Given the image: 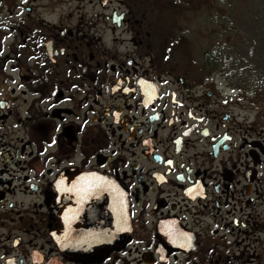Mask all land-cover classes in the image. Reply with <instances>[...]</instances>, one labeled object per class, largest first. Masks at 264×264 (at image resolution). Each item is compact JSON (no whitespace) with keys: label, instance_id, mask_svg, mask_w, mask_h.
<instances>
[{"label":"flooded vegetation","instance_id":"af4514ba","mask_svg":"<svg viewBox=\"0 0 264 264\" xmlns=\"http://www.w3.org/2000/svg\"><path fill=\"white\" fill-rule=\"evenodd\" d=\"M188 25L0 0V264H264V80Z\"/></svg>","mask_w":264,"mask_h":264},{"label":"rangeland","instance_id":"374dc122","mask_svg":"<svg viewBox=\"0 0 264 264\" xmlns=\"http://www.w3.org/2000/svg\"><path fill=\"white\" fill-rule=\"evenodd\" d=\"M150 6L174 13L181 9L182 21L189 24L184 27L195 32L198 43L235 50L239 61L227 63L245 66L241 76L253 88L264 80V0H150Z\"/></svg>","mask_w":264,"mask_h":264},{"label":"water","instance_id":"95a60500","mask_svg":"<svg viewBox=\"0 0 264 264\" xmlns=\"http://www.w3.org/2000/svg\"><path fill=\"white\" fill-rule=\"evenodd\" d=\"M101 189L102 190L105 189L104 184H102ZM113 190H114V188H113ZM58 200L60 202V205L58 206V208L60 210V208L63 206V197L62 196L58 197ZM102 200H103V203H102L103 207L107 204L109 206L110 202H108L106 200V197L104 195H102ZM112 206H113L115 212L117 210V218H114L113 222L115 221L114 224L116 223L118 227H121L124 225V211H123L124 201H123L122 196L119 193H118L117 198L112 202ZM59 214H61V211L59 212ZM59 218H60V220H62V217L59 216ZM57 229H59V230H56V232L54 233V238H56L58 240L59 244H61L62 237H63L61 231L63 230V228L60 225ZM115 238H119V237L113 235V239H115Z\"/></svg>","mask_w":264,"mask_h":264}]
</instances>
